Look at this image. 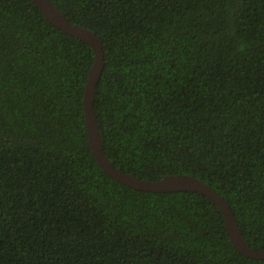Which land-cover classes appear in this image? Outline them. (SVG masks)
Instances as JSON below:
<instances>
[{
	"label": "trees",
	"instance_id": "16d2710c",
	"mask_svg": "<svg viewBox=\"0 0 264 264\" xmlns=\"http://www.w3.org/2000/svg\"><path fill=\"white\" fill-rule=\"evenodd\" d=\"M95 33L103 151L140 180L184 174L264 250V0H50ZM94 49L32 0H0V264H264L197 192H145L93 156Z\"/></svg>",
	"mask_w": 264,
	"mask_h": 264
},
{
	"label": "water",
	"instance_id": "95a60500",
	"mask_svg": "<svg viewBox=\"0 0 264 264\" xmlns=\"http://www.w3.org/2000/svg\"><path fill=\"white\" fill-rule=\"evenodd\" d=\"M43 13L44 17L56 28L90 45L95 52L88 81L83 92V112L89 148L103 170L118 182L145 192H197L218 206L223 215L227 234L232 245L243 255L252 259H264V250L249 247L241 236L234 214L227 202L207 184L184 174L168 175L157 181H144L132 174L116 169L103 151V142L99 131L97 116L94 110V101L97 84L104 66V54L99 37L80 25L67 21L63 14L50 0H32Z\"/></svg>",
	"mask_w": 264,
	"mask_h": 264
}]
</instances>
